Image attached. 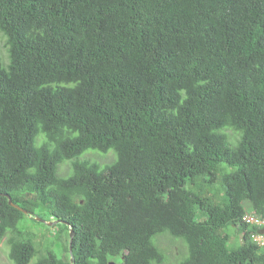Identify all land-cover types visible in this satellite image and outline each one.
I'll return each instance as SVG.
<instances>
[{"label": "trees", "instance_id": "trees-1", "mask_svg": "<svg viewBox=\"0 0 264 264\" xmlns=\"http://www.w3.org/2000/svg\"><path fill=\"white\" fill-rule=\"evenodd\" d=\"M0 38L13 264H264V0H0Z\"/></svg>", "mask_w": 264, "mask_h": 264}, {"label": "rangeland", "instance_id": "rangeland-1", "mask_svg": "<svg viewBox=\"0 0 264 264\" xmlns=\"http://www.w3.org/2000/svg\"><path fill=\"white\" fill-rule=\"evenodd\" d=\"M0 55L3 58L6 57V49L3 46V40L1 38H0ZM229 142H231V141L229 140ZM85 152H92V153L84 154V156H83V157L89 158V159L94 158L96 153L98 155H100L101 157H104L105 155H112V157H114L112 161H114V159L116 157L113 149H109L107 152H101L98 150L88 149ZM92 160L97 162L101 167L112 162V161L102 162L98 159H96V160L92 159ZM67 167H68V165H63V166L61 165L59 170H58V173L60 175H63V176L68 175L70 171H68L67 173L64 172V170ZM24 221H26V223H24ZM20 225L21 226L27 225L29 231L38 235V236L35 235V241L41 240L40 242L42 244L44 242L40 237L44 238L45 236H48L49 238H52V235H51L52 228H49V229L46 228V230H43L40 227V225L34 223L29 217H25V219L23 220L22 223H20ZM62 241L64 243V241H65L64 236L62 238ZM157 243H158L159 247L165 252V255H166L165 260L163 261V264H178V259H179V256L181 254L180 243L177 240H175L174 238H172L171 236H169L168 234H162V235L157 236ZM35 245L37 247L36 242H35ZM7 252H8L7 245L5 242V238H3L2 240H0V262H1V264H13L11 262V260L8 258ZM35 259H36V256H34L28 264L33 263L35 261ZM119 260H118V258L116 259L117 262H119Z\"/></svg>", "mask_w": 264, "mask_h": 264}, {"label": "built area", "instance_id": "built-area-1", "mask_svg": "<svg viewBox=\"0 0 264 264\" xmlns=\"http://www.w3.org/2000/svg\"><path fill=\"white\" fill-rule=\"evenodd\" d=\"M244 222L250 224V225H256L258 227H261L264 229V220L262 217L257 214L255 211H247L243 216ZM264 232V230H263ZM257 239H260L261 243L264 244V233L261 235L259 234Z\"/></svg>", "mask_w": 264, "mask_h": 264}, {"label": "water", "instance_id": "water-1", "mask_svg": "<svg viewBox=\"0 0 264 264\" xmlns=\"http://www.w3.org/2000/svg\"><path fill=\"white\" fill-rule=\"evenodd\" d=\"M5 196L8 198L9 204H11L12 206H14V207H16V208H18V209H20V210H22V211L25 212V209H22L21 207H19L18 205H16L15 203L12 202V199H11V197H10L9 194H5ZM36 219H37L38 221H41V222H46L44 219H42V218H40V217H36ZM57 221H58V220L49 221L48 224H49V225H52L53 223H55V222H57ZM72 237H73V231L70 230V231H69V251H70V252H71V250H72V248H71ZM108 264H116V262L110 260V261L108 262Z\"/></svg>", "mask_w": 264, "mask_h": 264}, {"label": "clouds", "instance_id": "clouds-1", "mask_svg": "<svg viewBox=\"0 0 264 264\" xmlns=\"http://www.w3.org/2000/svg\"><path fill=\"white\" fill-rule=\"evenodd\" d=\"M84 154H87V153H86V152L83 153L81 158H83ZM90 159H91V158H90ZM251 210H253V211H255L257 214H259L255 209H253V208H251V207H249V206H246V211L244 212V214H245L247 211H251ZM244 214H243V216H244ZM259 215H260V214H259ZM260 216H261V215H260ZM261 217H262V216H261ZM262 219L264 220L263 217H262ZM242 221L244 222L243 217H242ZM43 223H45V222H43ZM46 223H48V221H46ZM244 223H246V222H244ZM246 224H248V223H246ZM48 225H49V224H48ZM248 225H250V224H248ZM258 228H259V231H257L256 233H253V234H252V239H253L255 242H257L259 246H264V244L261 243L260 239H257V237H258L259 234L261 235V233H262V234L264 233V232H263L264 229L261 228V230H260V227H258ZM110 260L116 262V264H117V261H115L114 259H110ZM110 260H109V261H110ZM109 261H108V262H109ZM0 263H1V262H0Z\"/></svg>", "mask_w": 264, "mask_h": 264}]
</instances>
